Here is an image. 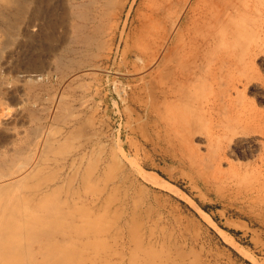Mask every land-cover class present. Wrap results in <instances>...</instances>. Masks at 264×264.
Wrapping results in <instances>:
<instances>
[{"label": "rangeland", "instance_id": "obj_1", "mask_svg": "<svg viewBox=\"0 0 264 264\" xmlns=\"http://www.w3.org/2000/svg\"><path fill=\"white\" fill-rule=\"evenodd\" d=\"M223 1L0 0V264H264V0Z\"/></svg>", "mask_w": 264, "mask_h": 264}, {"label": "bare ground", "instance_id": "obj_2", "mask_svg": "<svg viewBox=\"0 0 264 264\" xmlns=\"http://www.w3.org/2000/svg\"><path fill=\"white\" fill-rule=\"evenodd\" d=\"M228 7H231L232 8V11H233V14H232V16H233V18H234V21H233V23L237 26H243V24H244V19H242L240 16L238 17V14H237V16L236 15H234V12H240L241 10H243V9H245L246 8V0H224L222 3H221V8L219 9V8H217L216 7V5H214L213 3H210V8L213 10V11H211V14L209 15V16H207V17H205V19H204V24L206 25V26H211V25H213L215 22H216V20H217V16H218V14L221 12V13H223V9L224 8H228ZM220 15H222V14H220ZM229 16V15H228ZM219 35H220V39L222 40V41H224L225 39H227V38H229V37H234L236 34H235V31L234 30H231L230 32H228V31H223L222 33H219ZM233 52V51H232ZM232 54V53H231ZM222 59H228V60H232L233 59V55H230V53L228 54V52L226 53V54H224L223 56H222ZM210 132H212V130L210 131ZM212 134V133H211ZM143 177H144V179H146V180H148V179H150L149 178V176L147 175V174H143ZM12 207L10 208V211L12 212ZM8 215L10 216L11 214H9L8 213ZM6 216V215H5ZM2 219H4V218H2ZM5 220H7V219H5ZM4 230L5 231H7V232H13V228H12V226H9V225H7V226H5V228H4Z\"/></svg>", "mask_w": 264, "mask_h": 264}]
</instances>
